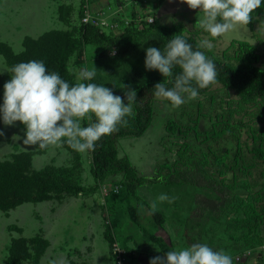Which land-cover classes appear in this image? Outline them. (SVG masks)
<instances>
[{
  "label": "rangeland",
  "instance_id": "rangeland-1",
  "mask_svg": "<svg viewBox=\"0 0 264 264\" xmlns=\"http://www.w3.org/2000/svg\"><path fill=\"white\" fill-rule=\"evenodd\" d=\"M193 10L184 0H0V42L19 54L26 39L61 33L67 80L79 82L78 71L95 66L94 81L114 88L113 80L126 75L128 60L119 59L113 49L82 46L83 13L97 18L98 24L105 22L99 28L106 34H119L130 25L139 27L145 18L157 16L163 24H182L190 30L193 21L198 42L211 40L214 46L207 50L232 64L238 62L233 40L247 41L255 47L254 65L264 71V27L258 39L251 37L247 27L212 37L200 27L203 11L196 9L199 12L193 14ZM10 78L0 55V103L3 85ZM259 108L239 105L235 93L220 85L178 107L155 98L153 118L144 135L117 141L118 156L127 157L140 176L157 179L180 168L178 154L184 153L205 160L215 179L234 186L231 211L219 221H206L196 236V242L229 252L234 264H264V121L255 118ZM168 124L174 127L172 132L166 129ZM231 127L237 130L232 132ZM0 129V162L29 154L31 168L43 183L54 180L81 188L77 194L53 192L48 200L0 211V264L7 263L10 244L18 238L28 241L31 253L19 264H114L113 243L124 250V264H149L153 256L163 257L166 251L190 245L184 223L195 207L194 195L204 194L203 190L157 184L128 192L121 175L97 184L90 152H78L67 144L24 145L25 128L19 121L10 126L0 121ZM161 193L175 199L158 201V208L152 210L151 202ZM106 230L112 242L106 239ZM40 239L48 244L35 258L32 248Z\"/></svg>",
  "mask_w": 264,
  "mask_h": 264
},
{
  "label": "trees",
  "instance_id": "trees-1",
  "mask_svg": "<svg viewBox=\"0 0 264 264\" xmlns=\"http://www.w3.org/2000/svg\"><path fill=\"white\" fill-rule=\"evenodd\" d=\"M256 19L251 20L247 28L251 37L258 39L261 27H264V5L254 9ZM82 15V12L81 14ZM84 15V13H83ZM153 18V17H152ZM191 30L182 24H163L156 16L152 22L142 21L139 27L127 26L119 34H106L98 26L89 23L81 26L80 41L82 46H97L102 50H116L118 58L127 59L126 75L123 79H114V91L124 96L126 88L136 90L137 102L134 105L133 113L126 117L127 125H121L117 131L104 136L97 142L95 151L90 152L91 174L97 184H103L107 179L121 175L122 186L128 191L144 185L169 186H192L204 191L202 195H194L195 207L185 219L184 237L189 244L196 242V236H200L206 221H219L234 206V186L230 183L218 181L212 173L206 169L205 160L196 159L187 154H178L180 168L167 174L159 175V178L148 179L138 175L127 157H119L117 141L126 137L140 138L150 127L153 118L152 102L155 98L154 86L156 83H167L158 70L145 68V49L149 46L165 49L167 42L174 35H184L194 48L200 43L197 40L198 32L194 30V22H190ZM237 45V64H232L223 58H218L205 51L217 65V79L209 86L199 90V95L206 94L214 85L231 90L238 98L239 105L258 106L259 109L255 118L264 121V71L254 65L255 47L247 41L233 40ZM233 42L231 41V44ZM24 52L14 54L4 43L0 42V55L6 62L11 74L13 65L20 61L31 59H42L50 71H59L64 79L65 58L62 54L65 39L61 33L48 32L36 41L26 39L23 42ZM69 50V48H68ZM181 69L177 66L175 73ZM71 82V79H69ZM169 87L172 85L169 83ZM164 101L172 105L170 101ZM173 125L168 124L166 129L173 131ZM237 127H231L234 132ZM258 149H255L257 153ZM262 156V155H261ZM41 175L32 170L29 154L20 153L12 157L10 161L0 162V211H7L23 202H42L51 198V193L60 192H81V188H73L70 185H60L54 180L43 183ZM206 192L208 194H206ZM210 201V202H209ZM161 228V224L158 223ZM106 239L113 241L109 230H106ZM48 242L40 239L38 245L33 246L35 258L42 255ZM31 253L28 248V241L18 238L12 240L6 264H19L28 260Z\"/></svg>",
  "mask_w": 264,
  "mask_h": 264
},
{
  "label": "clouds",
  "instance_id": "clouds-1",
  "mask_svg": "<svg viewBox=\"0 0 264 264\" xmlns=\"http://www.w3.org/2000/svg\"><path fill=\"white\" fill-rule=\"evenodd\" d=\"M192 9L203 11L200 27L212 37L240 27L256 19L254 9L264 0H184ZM154 19L150 18V22ZM211 40H202L196 48L184 35H174L165 47L149 46L144 65L158 70L164 78L154 86V95L165 98L178 107L186 99L196 98L199 90L217 79L215 61L201 49H211ZM179 66L181 71L175 73ZM97 69L93 66L78 71V81L64 79L59 71H50L42 59L20 61L12 66L11 78L3 85L0 121L14 125L19 121L25 128L24 145L46 148L49 145H69L78 152H93L102 137L127 125L126 117L133 113L137 102L136 90L127 88L124 96L116 94L105 83H96ZM172 86L169 87L168 84ZM87 119L89 123L84 124ZM0 135L3 130L0 129ZM175 197L161 193L151 202H172ZM158 249V248H157ZM159 250V249H158ZM55 264V262H52ZM149 264H234V257L224 249L208 243L195 242L189 246L153 256Z\"/></svg>",
  "mask_w": 264,
  "mask_h": 264
},
{
  "label": "built area",
  "instance_id": "built-area-1",
  "mask_svg": "<svg viewBox=\"0 0 264 264\" xmlns=\"http://www.w3.org/2000/svg\"><path fill=\"white\" fill-rule=\"evenodd\" d=\"M150 18H152V17H150ZM150 18H145L144 21L150 23ZM97 20H98L97 18H95V17L91 16L89 13L85 12L84 15H83V18H82V23L83 24L89 23L91 25L98 26V27L106 25V23L102 22V21L100 22V24H98ZM112 246L114 247V252H113V254H114V264H124L125 257H126L124 250L118 248L116 246V244H114V243L112 244Z\"/></svg>",
  "mask_w": 264,
  "mask_h": 264
},
{
  "label": "crops",
  "instance_id": "crops-1",
  "mask_svg": "<svg viewBox=\"0 0 264 264\" xmlns=\"http://www.w3.org/2000/svg\"><path fill=\"white\" fill-rule=\"evenodd\" d=\"M197 12H199V11H196V9L192 11L193 14H196Z\"/></svg>",
  "mask_w": 264,
  "mask_h": 264
}]
</instances>
